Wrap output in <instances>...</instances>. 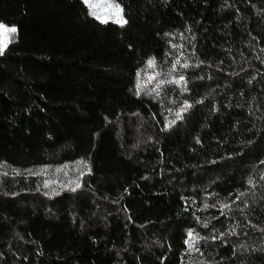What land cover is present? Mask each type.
<instances>
[{"label": "trees", "instance_id": "16d2710c", "mask_svg": "<svg viewBox=\"0 0 264 264\" xmlns=\"http://www.w3.org/2000/svg\"><path fill=\"white\" fill-rule=\"evenodd\" d=\"M112 1L0 0V264H264V0Z\"/></svg>", "mask_w": 264, "mask_h": 264}, {"label": "rangeland", "instance_id": "374dc122", "mask_svg": "<svg viewBox=\"0 0 264 264\" xmlns=\"http://www.w3.org/2000/svg\"><path fill=\"white\" fill-rule=\"evenodd\" d=\"M83 3L86 5L90 17L97 20L98 22L102 23L101 20H107L106 23H114L116 25L122 26L125 24V20L123 17L122 8L114 3L112 0H88L86 3L85 0H82ZM89 4H96L99 5L96 8L89 7ZM110 5V7H109ZM99 17V18H97ZM2 24V23H0ZM4 25V24H3ZM7 28H12L11 26H6ZM17 40V31L13 34H3L0 35V45L4 43L11 44L16 42ZM10 41V42H9ZM5 47L3 48L4 51ZM1 55V54H0ZM1 169L7 173H30L34 175H42L44 176L42 187L43 191L47 194H52L60 189H69L74 188L71 183H69L65 178V180H60V176L56 175V170L53 168H34L28 171L22 170H14L7 165H2Z\"/></svg>", "mask_w": 264, "mask_h": 264}, {"label": "snow or ice", "instance_id": "6c2138e0", "mask_svg": "<svg viewBox=\"0 0 264 264\" xmlns=\"http://www.w3.org/2000/svg\"><path fill=\"white\" fill-rule=\"evenodd\" d=\"M85 2L87 3L88 0H85ZM98 6H99V5H96V4H89V7H92V8H96V7H98ZM109 7H110V5H109ZM97 18H99V17H97ZM101 22H102V23H106L107 20L102 19ZM15 32H16V28H15V27L7 28V27H5L3 24H0V35H3V34H5V33H7V34H13V33H15ZM9 42H10V41H9ZM6 46H7L6 43H4L3 45H0V54H3V48L6 47ZM152 63H153L152 61L149 62L150 65H151ZM190 235H191V234H190Z\"/></svg>", "mask_w": 264, "mask_h": 264}]
</instances>
